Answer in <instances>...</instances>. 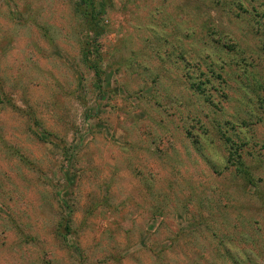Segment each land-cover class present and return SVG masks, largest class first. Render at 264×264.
Listing matches in <instances>:
<instances>
[{
	"label": "rangeland",
	"instance_id": "rangeland-1",
	"mask_svg": "<svg viewBox=\"0 0 264 264\" xmlns=\"http://www.w3.org/2000/svg\"><path fill=\"white\" fill-rule=\"evenodd\" d=\"M217 1L96 0L99 84L77 0H0V264H264V210L210 123L236 125L264 185V116L246 106L264 96V0H240L256 20ZM220 22L260 74L228 69L213 107L183 56L192 78Z\"/></svg>",
	"mask_w": 264,
	"mask_h": 264
},
{
	"label": "trees",
	"instance_id": "trees-1",
	"mask_svg": "<svg viewBox=\"0 0 264 264\" xmlns=\"http://www.w3.org/2000/svg\"><path fill=\"white\" fill-rule=\"evenodd\" d=\"M76 7L77 12L82 14V18L86 25H84V29L86 30V42L82 45V54H83V61L87 67V69L91 72H93L94 77L96 78L97 83H101L102 81V63H103V55L101 51L97 47V39L106 34L107 30L102 24V20L100 18L101 10L103 6L97 7L96 6V0H77ZM217 6L221 5L220 1H217ZM227 6V8H226ZM252 6V5H250ZM230 7H233L237 13L233 14L235 18H241L243 15H251L252 19L256 20V18H260L258 16L255 8H253L250 12L245 10L244 8V2L237 0L235 4L223 3L221 5V9L223 12H226L227 15H229V9ZM255 15V16H254ZM221 23V22H220ZM261 27V25H259ZM220 29L218 31H212V33L208 34V43L211 47L212 53L207 55V62H203V60L198 59L199 53L196 54V69L195 73L192 74V78H189V73L191 72L189 65L191 66L192 60L188 59L187 53L183 56V63L185 64V68L183 69L187 73L185 74L186 79L188 80V83L190 84V89L193 91H196L197 94L200 95V98L205 99V101L210 104L211 106H215L213 95L211 93L208 94V91L211 89L216 93H221L223 97H227L226 91L229 89L228 83L224 79V76L230 79L231 76L228 75L227 70L231 69L235 72H237L238 69L241 67L246 68L244 70L246 77H252L253 79L259 77L258 75H253V72H250L247 69L248 66V60L246 58V54L239 48V38L236 34L233 32L227 30L224 28L223 23L220 24ZM264 33V30H259ZM91 34H94L96 36V39L93 40L90 37ZM261 52V51H260ZM258 55V54H257ZM212 59H215L212 61ZM102 62V63H101ZM195 62V61H194ZM205 63L207 71L204 73L202 69L200 68V63ZM243 68V69H244ZM188 74V75H187ZM248 74V75H247ZM191 76V75H190ZM217 80V84H213L212 79ZM220 81V82H219ZM212 85V87H208ZM219 86V89L217 87ZM262 91H264V87L258 86ZM101 88V86H99ZM209 89V90H208ZM258 88H254V92H257L258 94L254 98L247 97L249 99V102L246 104V106L253 108L254 111L258 112L259 115L264 116V96L261 97V94L257 90ZM254 99V100H253ZM262 111V113L260 112ZM256 112H252L250 116L256 115ZM196 120V119H195ZM196 122V121H195ZM211 126H213L215 139L216 142L219 143V146L224 148L227 158L225 159L228 166L226 169L230 171L232 168H234V172L236 173L237 178H239L242 182V189L245 191L250 192L251 196L258 199L261 208L264 210V185L261 183L263 180H257L254 176V169L257 167L256 165L248 164L247 161L244 159L243 154L245 152L244 148L246 147L244 140L240 137V134H237L235 138L234 136H230L229 133L230 128L235 131L236 128L234 123H231L230 121H227L225 123L220 121H210ZM240 127H247L248 122L247 120L241 121L238 120L236 122ZM195 126V125H194ZM194 126L192 128H189V131L192 132L194 129ZM196 126L201 127L203 131H205V134L209 133V129L205 124H203L201 121L196 122ZM238 126V127H239ZM202 131V132H203ZM210 134V133H209ZM207 135L210 137V135ZM44 135V136H43ZM45 137H49L48 135L42 134L40 136V139L46 140ZM234 137V138H233ZM193 145L197 146L200 143L197 137H192ZM205 159V156H204ZM206 161L208 158L205 159ZM217 167V166H216ZM216 168L214 167V170ZM218 171V170H216ZM64 229L68 233L71 231V219H68L65 222ZM66 237V235L64 236ZM65 239V238H64ZM44 264H52L51 262H46Z\"/></svg>",
	"mask_w": 264,
	"mask_h": 264
}]
</instances>
